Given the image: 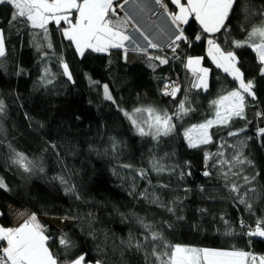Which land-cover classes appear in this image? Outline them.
Returning a JSON list of instances; mask_svg holds the SVG:
<instances>
[{"label":"trees","instance_id":"obj_1","mask_svg":"<svg viewBox=\"0 0 264 264\" xmlns=\"http://www.w3.org/2000/svg\"><path fill=\"white\" fill-rule=\"evenodd\" d=\"M251 2L257 7L264 4V0ZM11 12L9 5H0V28L4 30L6 44V56L0 58V100L4 102L0 113V176L12 189L0 190V211L6 213L0 217L1 225L13 224L11 208L36 212L51 237L49 246L54 253L63 255L58 238L66 233L76 245L73 254L86 252V259L93 263L100 259L105 264H153L154 258L146 257L143 251L128 248L121 256L120 249L126 247L121 241L127 242L131 235L134 242L144 231L137 217L154 227H161L163 221L171 222L173 228L163 230L172 244L264 254V238L248 237L245 234L248 228L240 227L241 220L254 227L257 219L264 218V136L257 134L258 128L264 127V116L257 115L264 113V76L260 75L259 63L250 48L233 49L246 80L252 79L255 85V99L245 95L246 119L233 118L227 125H214L209 129L211 143L190 148L184 131L215 119L212 101L239 88L238 81L207 58L206 42L192 39L200 31L195 21L183 25L191 46L179 41L175 54L168 48L147 49V55L169 58L168 64L153 71L147 55L133 49L128 50L127 59L124 50L116 48L107 53L87 51L81 57L54 23L48 26L52 42L49 49L39 29H30L20 21L10 24ZM244 23L242 13L237 10L232 18V39L244 38L241 30ZM65 26L62 23L60 27ZM37 44L42 45L39 51ZM43 52L48 55L42 60ZM188 56L204 57L202 63L210 69L207 90L192 87L194 76L185 67ZM61 58L69 65L75 83L63 75ZM46 67L50 70L47 79H52V84L41 80ZM166 74L179 79L181 91L175 99L161 94ZM89 77L100 83L90 84ZM103 84L109 85L115 104L104 99ZM185 97L186 107L194 111L179 118L173 116L175 130L158 141L138 135L119 110L131 112L137 107H155L172 115ZM240 129L245 130L238 136H228V132ZM52 143L58 146L55 150L50 147ZM9 145L33 161L31 173L10 164ZM220 151L224 159L242 152L252 161L233 169L241 175L256 176L251 185L241 189V192L248 187L257 190L255 196L249 193L251 212L225 187L231 182L243 184L239 176L229 175L226 181L218 171L219 166L208 169L213 172L210 178L202 175L205 153L219 160L221 157L215 154ZM156 163L165 171L157 173L153 168ZM126 164L132 167H123ZM189 170L190 176L179 178L180 171ZM140 171L147 175L141 178ZM59 177H64L68 184H62ZM70 185H75L81 199L66 193ZM201 186L206 191L201 192ZM145 190L150 198L159 196L171 207H175L171 202L176 197L182 198L177 211L184 219L178 221L164 207L140 197L139 193ZM200 209L206 211L201 213ZM86 213H92L93 217L73 219ZM53 217L66 222L59 228L43 220ZM87 223L92 224L95 238L82 228ZM229 231L233 234L226 235Z\"/></svg>","mask_w":264,"mask_h":264},{"label":"snow or ice","instance_id":"obj_2","mask_svg":"<svg viewBox=\"0 0 264 264\" xmlns=\"http://www.w3.org/2000/svg\"><path fill=\"white\" fill-rule=\"evenodd\" d=\"M128 0H0V5L7 4L12 8L9 23L20 21L30 29H39L43 33V39L47 41V48H52V42L49 33V24L54 23L62 33V36L74 45L76 52L84 57L87 51L94 53H107L110 49H123L125 59H127L128 48L126 41L131 37L127 34L128 27L132 24V19L127 12L121 16L117 11H121ZM155 3L167 14L170 23L174 26L175 33L171 38L167 47L176 53L179 47L178 42L183 41L191 46L190 38L185 34L183 25H187L190 20L195 21L200 31L196 33L192 39L195 41L206 42V56L211 62L225 73L232 76L235 81L239 82L237 90L228 91L226 95H222L217 100H213L212 104L216 107L215 119H207L200 124H194L187 128L183 135L190 148H198L201 145H206L212 142L209 129L214 125H227L233 118L246 119L244 113L246 108L245 95L256 97L254 91V81L246 80L245 73L241 70L242 65L238 60L237 54L233 49L250 48L254 53L259 63V73L264 76V4L257 7L251 0H170L171 5H174V10H169L165 0H155ZM237 10L243 15L244 24L241 25V30L245 33L243 39H232V18L236 16ZM67 25L60 27L61 24ZM139 30V29H137ZM223 37L220 40L217 36ZM148 41V47L151 49H161V46L153 42L145 36ZM228 45V47H225ZM39 51L42 45H36ZM134 51L143 52L147 55V49L138 47ZM162 50V49H161ZM48 53L43 52L41 59H45ZM6 56L5 33L3 28H0V58ZM179 59V57H176ZM150 62L149 66L155 71L159 65L169 63L167 56L147 55ZM204 57L188 56L185 67L196 77L192 84L193 88L204 89L208 88V75L210 69L202 66ZM153 61L158 62L152 63ZM63 75L73 83L72 73L69 70V65L60 59ZM239 65V66H238ZM44 74L41 80H46L48 84H52V79H47L50 70L44 68ZM90 84L98 85L99 81H93L89 77ZM104 99L116 103L113 98L108 84H103ZM161 94L170 96L173 99L181 91L180 85L175 80H166L161 89ZM187 97L180 101L177 110L172 115H169L166 110H160L155 107H137L131 112L124 109H119L124 117L130 122L137 134L142 137H151L158 141L161 136H168L175 130L173 116L182 117L190 111H194L186 107ZM4 110V102L0 100V113ZM146 114V115H144ZM258 116H264V113H257ZM42 127V125H41ZM238 131L228 132V136H238ZM258 136H264V127L258 128ZM250 139V137H249ZM54 150L58 147L56 144H50ZM115 147V141L113 142ZM223 147V145H221ZM11 155L9 162L15 165L24 172L31 173L35 164L29 160L23 153L16 151L9 145ZM57 155H59L57 153ZM221 157L219 160H213V155L205 153V170L202 175L211 177L213 172L208 170L217 168L221 176L227 181L229 175L239 176L243 180V184L235 182L226 183L230 193L236 194L234 199L239 204H243L249 212L253 209V204L250 201L249 193L253 196L257 195V190L254 187H248L244 192L241 189L245 185H251L256 179V176L241 175L240 171H233L237 165L245 163L251 164L242 152H237L231 159H224L222 151L215 154ZM213 163L209 165V161ZM125 168H131L132 165H123ZM179 167V165H177ZM226 167V170H224ZM157 173L165 171L158 163L153 165ZM43 171V169H40ZM176 171L175 168L172 169ZM192 173L189 170L179 172V178L183 179L185 175L190 176ZM138 175L143 178L147 175L146 172L140 171ZM256 175H259L257 173ZM62 184L67 185L68 181L64 177H59ZM149 183H151L149 181ZM167 188L168 185H161ZM0 190L10 192L12 189L6 183L5 179L0 176ZM66 193L74 194L76 199H81L79 193L76 192L75 185H70L65 189ZM183 191H190L183 189ZM200 191L206 189L201 186ZM142 198H149L150 202L157 203L164 207L168 212L172 213L176 220H183L184 217L178 214L177 208L182 204V198L176 197L171 203L175 207H171L167 202L161 201L159 196L149 197L147 190L139 193ZM201 213L206 211L200 209ZM6 213L0 211V217ZM16 216L23 217L22 222L16 226L6 227L0 225V264H93V261L86 259L88 253L79 252L73 254L76 245L66 233H61L59 236V245L63 251V255L54 253L49 246L50 235L47 234V228L40 222L36 212L26 213L19 211ZM92 213L84 214V217H73V219H91ZM67 218V217H65ZM137 222L144 229L140 239L133 242V238L129 237L127 242L121 241L125 245V249H120L121 256L123 252L130 248L135 251H143L145 256L153 257V264H264V254L258 255L251 251L237 250H220L213 248H198L185 246L181 244H172L164 234V227L171 229L173 224L169 221H163L161 227H154L152 223L143 218L137 217ZM227 223V221H225ZM241 228H248L245 233L248 237L264 238V218L257 219L254 227L245 225L243 220L240 221ZM85 233L95 238L93 226L91 223L82 225ZM231 231L226 235H232ZM107 234H105V244L107 243ZM251 243V241H249ZM97 250H100V245H97ZM94 264H105L104 261L97 259Z\"/></svg>","mask_w":264,"mask_h":264},{"label":"crops","instance_id":"obj_3","mask_svg":"<svg viewBox=\"0 0 264 264\" xmlns=\"http://www.w3.org/2000/svg\"><path fill=\"white\" fill-rule=\"evenodd\" d=\"M165 3L170 5V11L174 10V5H171L170 0H165ZM152 5V0H128V3L124 5L123 10L121 11L120 9H118L117 11L121 16L124 12H127L132 19L133 23L129 25L127 33L131 28H135L136 30L139 29L137 31L141 32L142 41L148 43V41L145 39V36H147L153 42L162 45L164 42H167L171 38L174 31V26L171 25L167 14H161V16L149 18V13ZM19 211L11 208L10 215L13 219V224L9 225V227L16 226L22 222L23 217L18 218L16 216V213ZM43 220L48 222L49 224L53 223L51 218H43Z\"/></svg>","mask_w":264,"mask_h":264},{"label":"built area","instance_id":"obj_4","mask_svg":"<svg viewBox=\"0 0 264 264\" xmlns=\"http://www.w3.org/2000/svg\"><path fill=\"white\" fill-rule=\"evenodd\" d=\"M152 1H153L154 9L152 7L153 11L150 14V17L152 18V15H155L153 17L161 16V14H165L166 15V13L159 7V5H157L155 3V0H152ZM174 33H175V29H174V31L172 33L171 38H173ZM127 34L131 37V39L129 41H126V47L128 48V50L134 49L136 47H138L140 49H151V48L148 47V43L142 41V38H141L142 37V34H141V32L137 31L135 28H131ZM171 38L167 42H165L164 44L160 45L161 46V49L162 48H168L167 45L170 43ZM168 79L175 80L176 83L180 85L178 77H176V76L173 77L171 74H166L165 75L163 83L166 80H168ZM195 80H196V77H194L193 83L195 82Z\"/></svg>","mask_w":264,"mask_h":264},{"label":"rangeland","instance_id":"obj_5","mask_svg":"<svg viewBox=\"0 0 264 264\" xmlns=\"http://www.w3.org/2000/svg\"><path fill=\"white\" fill-rule=\"evenodd\" d=\"M195 57H196V56H195ZM202 66L208 68V66H205L203 63H202ZM52 222H53V223H52L53 225H55L56 227L61 228V226H63V223L66 222V220H64V219L62 220V219H60V218H54V217H53V218H52ZM203 248H205V247H203ZM214 249H216V248H214ZM220 250H223V249H220ZM225 250H226V249H225Z\"/></svg>","mask_w":264,"mask_h":264},{"label":"bare ground","instance_id":"obj_6","mask_svg":"<svg viewBox=\"0 0 264 264\" xmlns=\"http://www.w3.org/2000/svg\"><path fill=\"white\" fill-rule=\"evenodd\" d=\"M152 7H153V9H154V6H153V5H152ZM153 9L151 8V10H150L149 18H151V17H150V14L152 13ZM153 16H155V15H152V18H154ZM164 43H165V42H164ZM164 43H163V44H164Z\"/></svg>","mask_w":264,"mask_h":264}]
</instances>
